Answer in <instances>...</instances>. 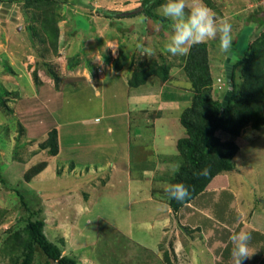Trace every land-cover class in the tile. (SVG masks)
<instances>
[{
  "label": "rangeland",
  "instance_id": "rangeland-1",
  "mask_svg": "<svg viewBox=\"0 0 264 264\" xmlns=\"http://www.w3.org/2000/svg\"><path fill=\"white\" fill-rule=\"evenodd\" d=\"M82 2L85 5L27 6L0 0V264H10L19 256L27 237L24 222L19 219L25 211L12 187L32 208L41 206L46 237L78 264H192L193 257L199 262L196 252L202 258L222 245L216 243L217 235L223 233L222 225L215 223L209 228L206 224L202 232L187 224L190 216L202 222L208 213L205 209L186 211L182 206L177 217L170 207L155 209L151 213L154 217L157 211L161 222L152 217L128 222L133 210L130 200L139 197L138 191L130 194L123 186L120 191L98 194L101 184L115 177L112 162L118 163L116 150L125 141L121 121L129 124L131 175L136 185L151 188L152 200L158 199L162 208H166L163 203L168 204L164 187L174 183L177 174L172 173L171 166L183 164V156L176 150L178 139L186 134L180 117L191 105L196 89L194 78L184 68L187 55L173 56L165 49L172 28L171 21L159 11L164 1L143 11L140 0ZM186 2L191 4V0ZM202 2L215 13L217 21L227 19L232 25L231 55L220 52L218 39L205 42L211 96L222 101L227 90L225 60L229 57L232 64L237 59L249 31L244 30L238 45L237 34L245 18L264 14V0ZM98 8L120 14L107 17ZM251 26L252 21L246 22L247 28ZM263 41L264 34L259 35L256 42ZM116 46L114 55L111 47ZM145 48L151 51L144 52ZM161 66L168 67L166 74L159 70ZM146 70L143 79L140 75ZM237 75L240 85L241 67ZM134 76L139 78L138 85L132 84ZM56 90L62 94L57 102L50 103ZM138 96L150 99L139 101ZM134 97L136 102L132 101ZM261 113L263 123L259 128L248 124L237 135L221 129L215 132L219 142L231 140L237 151L232 169L215 175L203 191L215 187L219 192L224 185L239 190L242 203L231 201L233 209L226 210L231 221H235L242 205L245 213H250L249 208L264 210V106ZM89 114L98 117L90 123L99 120L116 126V130L106 136L98 133L90 140L81 129L77 131L81 125L76 122ZM41 122L45 123L42 128L28 131ZM156 125L160 127L154 134L152 127ZM52 128L63 145L60 154L59 148L51 154L48 147H40ZM72 130L77 132L75 137ZM164 134L168 145L164 146L165 153H158L155 142ZM74 139L77 143L104 145L100 147L103 150L94 149L87 156L99 164L85 163L84 153L78 160L73 158L74 162L66 160L69 152L65 145ZM141 152L144 157H139ZM221 192L209 211L212 218L223 210L219 198L227 196ZM142 211L141 215L147 214ZM189 245L196 247L195 253L188 252ZM45 259L36 249L32 264H42Z\"/></svg>",
  "mask_w": 264,
  "mask_h": 264
},
{
  "label": "trees",
  "instance_id": "trees-1",
  "mask_svg": "<svg viewBox=\"0 0 264 264\" xmlns=\"http://www.w3.org/2000/svg\"><path fill=\"white\" fill-rule=\"evenodd\" d=\"M1 1L22 2L27 6L41 4L50 6L57 3L85 5L82 0ZM163 1L140 0V7L143 11L146 7L159 5ZM98 11L107 17L112 14H120L100 8ZM249 21H252V26L247 28L246 22ZM245 29L249 31V37L246 44L237 53V59L231 64L233 87L227 105L222 112H220L221 101L213 99L211 96L205 43L193 46L187 54L184 68L188 75L190 77L192 75L194 78L191 80L196 91L192 97L191 105L184 109L180 117L186 134L178 139L176 149L183 156L184 161L174 177V183H183L188 186L191 195L183 202L168 198V204L173 211H178L179 208L199 195L215 175L232 169V158L237 151V146L231 140L219 142L215 137V132L218 129L237 135L248 124L254 128H259L263 123L261 107L264 106V43L261 44L256 41L259 35L264 34V14H254L245 18L236 37L237 45L239 40L243 39ZM149 65L153 66L154 64ZM239 67H241V74L243 75V81L240 85L237 80ZM167 69V66H161L159 70L166 74ZM146 74L147 70L140 77L144 79ZM138 79L134 76L132 84L138 85L140 83ZM140 81L143 82V80ZM58 140L57 130L52 128L48 131L47 137L40 144V147H48L51 154H56L59 148ZM204 168L209 169V174L206 177L195 175ZM0 181H3L1 173ZM10 190L18 196L20 208L25 211L19 216V219L24 222V228L27 232L26 243L21 254L14 258L10 264H32L36 249L45 255L46 259L42 264H78L73 256L63 254L60 246L46 237L43 230L45 222L41 206L32 208L18 189L12 187ZM164 255L168 261L167 251L164 252Z\"/></svg>",
  "mask_w": 264,
  "mask_h": 264
},
{
  "label": "crops",
  "instance_id": "crops-1",
  "mask_svg": "<svg viewBox=\"0 0 264 264\" xmlns=\"http://www.w3.org/2000/svg\"><path fill=\"white\" fill-rule=\"evenodd\" d=\"M57 92L55 93V96H53L52 100L50 103L53 102H57V99L59 98V96L62 94L61 91L56 90ZM56 98V99H55ZM137 98H139V101H147L150 98L146 97V96H138ZM137 98L134 97V99H132V101H137ZM37 116H39L37 114ZM40 117V116H39ZM38 117V118H39ZM99 117H103L101 114ZM54 118V117H53ZM95 118V119H94ZM98 119L97 115L93 116L89 114L82 117L80 119H77L76 122H80V128L77 129V131L79 129H81V131L83 132L82 134L86 133L87 135H89L90 140L93 139L98 133L100 134H104L105 136L108 133H113L114 130H116V126L113 127H109L107 123L104 122H100L99 120L97 121V123H90V122H94V120ZM55 120V119H54ZM58 120V119H57ZM81 120V121H80ZM74 120H72L71 122H73ZM87 122V123H85ZM88 122L90 124H88ZM45 123L41 122V125L39 126H34L32 129L29 128L28 131L33 132L38 128H42V126ZM58 125H61L60 122H58ZM121 128H123L124 130V139L125 141L121 142V148L117 147L116 150V154H115V162L118 161L117 164H115L114 162H112V164L114 165V176L115 177H111L109 178L105 183L101 184V188L98 191V194H102V193H107L108 192H116V191H120L121 187L125 186L126 187V191H128V193H134V192H139L138 194V198L137 199H133L130 200V205L133 207V210L129 216L128 222H143L144 220H147L149 217H152L156 220V222H161V219L156 211V215L153 217V214L151 213V210H161V209H167V207H170L167 203H163V205H166V208H162V204H160V202L158 201V199L152 200L151 197V188L148 187H140L138 185H136L135 183V177H133L131 175V169L128 168V165H130L131 163V159H132V149L133 146H131V141H130V132L128 131V127L129 124L127 122H120V126ZM160 126L156 125L153 126V130H154V134L157 132L155 130H157ZM139 129V127H138ZM70 133V132H69ZM72 133H74L73 137H75L77 134V132L75 133L72 130ZM84 134V135H86ZM161 135V134H160ZM167 134H164L162 138L159 139V141L155 142L156 144V149L161 153H165V144L168 145L167 141L168 137H166ZM60 137V136H59ZM122 137V136H121ZM166 137V139H165ZM88 140V141H90ZM167 140V141H166ZM122 141V140H121ZM104 145L102 144H94L93 142H76V139H74L73 141L69 142L68 145L66 147V150L68 149L69 152V157H67L66 160L69 161H73V158L75 159H80L78 158L80 156V154L84 153L85 155V163H92V164H99L95 161L94 158L92 157H87L88 153L91 151H93L94 149H99V150H103ZM63 148V145L60 141L59 138V154L61 149ZM69 148H74V149H69ZM177 150V149H176ZM119 151V152H118ZM136 152V151H134ZM74 153V154H72ZM59 154L57 156H59ZM144 152L142 154V152L140 153L139 157H144ZM75 161V160H74ZM73 161V162H74ZM122 166H119L121 165ZM43 171V170H42ZM119 174V175H118ZM121 177V178H120ZM107 188V189H106ZM123 189V188H122ZM219 192L222 193V195L227 196L225 199L223 196H221L219 199H221V207L223 208L222 211L217 213V217L212 218L210 217V210H211V206L214 204H216V198L215 196L219 194V192H216V188H212V189H208L205 190L203 192H201L199 195L196 196L195 199L191 200L192 202H188L187 204H185V209L186 211H194V212H198L199 209L203 210L205 209L208 213H205V217L201 218L202 222H198L195 221L193 219H191V216L189 218V222L187 223L188 226H190V228H194V227H198L200 229V231L204 230L205 227H212V225H215V223H218L220 225H222V234L220 236L217 235V242L216 243H221V247L219 248H215L213 250V248L211 250H213L212 252H208L206 254V256H202V258H200V254H195V258L198 255V259L199 262H196L194 260V257L192 258V264H233L232 262V258H231V248H232V244L231 241L229 239L230 235L236 232H239L241 230L244 231H249L252 234V240L249 243V247L252 249H257L256 253L252 256L251 259L248 260H244L242 262V264H264V210L260 209L259 211L254 210V208H249L247 209L248 212L250 213H245V208L242 205L243 208H239L237 209V213L238 215L236 217H234L235 221H231L230 217H226V210H229L230 208H232L230 206V202L231 201H236L238 200L239 202H241V200H239L240 195H238L239 190L237 189L236 191L229 189L228 187H226L225 185L222 186L221 188L218 189ZM97 193H95L96 195ZM141 194H143V197H141ZM162 203V202H161ZM193 203V204H191ZM219 203V202H217ZM242 203V202H241ZM145 210L147 212V214L145 215H141L142 210ZM233 209V208H232ZM140 211V213H139ZM262 211V212H261ZM149 212V214H148ZM177 213H179L178 211H175V213L171 214L176 215ZM140 214V216L138 215ZM196 214V213H195ZM148 215V216H147ZM198 215V213H197ZM223 216V217H222ZM177 217V215H176ZM175 217V218H176ZM226 217V218H225ZM239 218V219H238ZM210 219H215V221L219 220L220 222H210ZM164 220V219H163ZM45 222V219H44ZM177 222H179V217ZM183 226L185 225V223H181ZM207 224V226H205ZM46 224H44L45 226ZM195 225V226H194ZM128 231V230H126ZM203 232V231H202ZM52 241V240H51ZM54 242V241H53ZM55 243V242H54ZM58 245V244H57ZM206 247V246H204ZM190 248L188 250L189 253H195V249L196 247H193L191 245H189ZM207 250H209V248L206 247ZM199 253V252H198ZM64 254V253H63ZM66 254V253H65ZM69 255V254H66ZM71 256V255H70ZM77 261V260H76ZM201 261V263H200ZM78 263V262H77ZM188 264V263H185Z\"/></svg>",
  "mask_w": 264,
  "mask_h": 264
},
{
  "label": "clouds",
  "instance_id": "clouds-1",
  "mask_svg": "<svg viewBox=\"0 0 264 264\" xmlns=\"http://www.w3.org/2000/svg\"><path fill=\"white\" fill-rule=\"evenodd\" d=\"M187 9V11H186ZM160 14L171 21L172 34L165 44V49L173 56L187 55L191 48L203 44L209 40L218 39V48L222 53H229L232 42V25L227 19L217 21L215 13L212 12L202 0H164L160 6ZM143 20H148L144 17ZM138 47H143L138 45ZM113 54H116V47H111ZM150 52V49H143ZM180 164L171 166L172 173L179 171ZM209 169L204 168L195 173L198 176H207ZM169 199L183 202L190 197L189 187L183 183H171L164 187ZM232 248L231 258L233 264H242L244 260L251 259L257 249L249 247L252 234L249 231L241 230L229 237Z\"/></svg>",
  "mask_w": 264,
  "mask_h": 264
},
{
  "label": "water",
  "instance_id": "water-1",
  "mask_svg": "<svg viewBox=\"0 0 264 264\" xmlns=\"http://www.w3.org/2000/svg\"><path fill=\"white\" fill-rule=\"evenodd\" d=\"M231 55V52L229 53ZM224 70H225V77L227 80V90L223 96V99L221 101V106H220V112L223 111L224 107L227 105V102L230 98L231 92H232V87L233 83L231 82V64L229 63V57L226 58L225 63H224Z\"/></svg>",
  "mask_w": 264,
  "mask_h": 264
}]
</instances>
